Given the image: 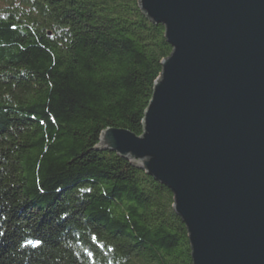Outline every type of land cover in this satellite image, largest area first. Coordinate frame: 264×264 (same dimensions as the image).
<instances>
[{
	"label": "trees",
	"instance_id": "16d2710c",
	"mask_svg": "<svg viewBox=\"0 0 264 264\" xmlns=\"http://www.w3.org/2000/svg\"><path fill=\"white\" fill-rule=\"evenodd\" d=\"M171 51L139 0H0V264H192L172 192L96 149Z\"/></svg>",
	"mask_w": 264,
	"mask_h": 264
},
{
	"label": "water",
	"instance_id": "95a60500",
	"mask_svg": "<svg viewBox=\"0 0 264 264\" xmlns=\"http://www.w3.org/2000/svg\"><path fill=\"white\" fill-rule=\"evenodd\" d=\"M172 47L140 135L109 150L173 194L192 264H264V0H139Z\"/></svg>",
	"mask_w": 264,
	"mask_h": 264
}]
</instances>
